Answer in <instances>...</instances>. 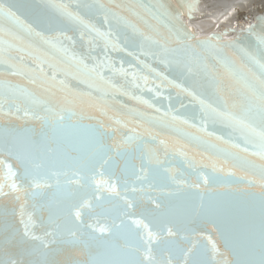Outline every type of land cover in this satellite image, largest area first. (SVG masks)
I'll use <instances>...</instances> for the list:
<instances>
[{
  "label": "water",
  "instance_id": "95a60500",
  "mask_svg": "<svg viewBox=\"0 0 264 264\" xmlns=\"http://www.w3.org/2000/svg\"><path fill=\"white\" fill-rule=\"evenodd\" d=\"M37 2L58 21L54 31L43 37L24 29L0 31V133L39 142L44 133L52 136L44 117L55 113L66 117L65 124L102 130L92 140L115 163L81 170L74 164L78 146L51 142L48 186L36 189L21 160L0 151V211L9 213L15 233L23 236L27 225L28 245L58 250L57 264H90L125 244L117 234L123 223L135 234L144 264H190L188 250L201 248L206 264H232L216 225L186 209L210 191L255 194L258 237L264 158L255 154L257 141L201 101L242 114L247 90L223 61L244 71L253 66L252 57L264 63V6L248 22L199 34L190 20L201 16L202 0H95L106 11L88 14L78 7L82 0ZM59 5L97 31L62 14ZM22 19L32 23L29 16ZM194 81L201 86L193 88ZM177 189L182 197L169 196ZM32 191L42 195L33 199ZM161 203L167 207L157 219L149 213ZM71 233L87 246L69 243ZM158 237L174 242L171 253L160 250ZM16 251L0 238V260L17 258Z\"/></svg>",
  "mask_w": 264,
  "mask_h": 264
},
{
  "label": "snow or ice",
  "instance_id": "6c2138e0",
  "mask_svg": "<svg viewBox=\"0 0 264 264\" xmlns=\"http://www.w3.org/2000/svg\"><path fill=\"white\" fill-rule=\"evenodd\" d=\"M62 10V14L67 15L74 22L85 24L81 16L72 14L66 11V6H57ZM79 9L85 14L92 13L97 10H105V6L97 4L95 0H82L78 5ZM163 8V6H161ZM166 15V13H161ZM23 16L31 17L32 23L25 24ZM107 18V17H106ZM0 31L12 33V29H24L30 36L43 37L44 31H54L58 25V21L44 14L42 5L37 0H11L5 3L0 0ZM35 25V27H33ZM91 31H97L91 25H86ZM249 29L252 25L248 26ZM41 29L42 31H37ZM100 35H106L100 33ZM70 39V38H69ZM52 43L51 40L46 41ZM109 43H111L109 41ZM115 46V45H113ZM176 51L165 49V52ZM260 56L264 59V50H261ZM39 58V57H37ZM253 66L246 71L235 69L226 60L223 61L226 68L240 80L244 89L247 90L245 99L247 106L243 109L239 117L232 116L227 113L226 104L225 112H219L206 105L204 101L201 104L206 109L211 110L218 116L226 117L234 126L241 128L252 140L257 141L255 147L258 151L255 153L261 158H264V63L251 58ZM179 63V62H177ZM187 67V65H186ZM86 70V69H85ZM189 71L191 69L189 68ZM198 82H193L192 87H200ZM223 104V102L221 101ZM65 116L57 117L52 113L49 117H44L45 127L51 129L52 136L47 133L43 134L41 141L37 142L31 137H26L23 134H12L9 130H4L0 133V151H8L12 155H16L24 164V175L27 178H32L36 189H40L47 185L49 178L48 167L45 164L46 160H51L49 143L59 141H70L78 146L80 152L79 158L74 162L81 170H87L94 164L103 163L105 165H113L115 161L112 157L107 156V149H97L92 138L101 134L102 130L93 129L92 126L70 125L65 124ZM11 137V139H6ZM231 155L230 153H226ZM124 155V153H119ZM55 163V161H53ZM10 167V166H9ZM264 172V169H262ZM10 176H15L14 172H9ZM209 180V177H205ZM43 182V183H42ZM212 183H217L216 179L211 178ZM13 189L18 186L13 183ZM58 191H63L59 183L56 185ZM3 185H0L2 190ZM115 189H113L114 191ZM135 191V189H133ZM33 199L42 195L39 191L30 193ZM184 194L177 189L175 192L169 193V196L180 198ZM255 194L244 193L236 190L227 191H210L204 196L198 197L196 202L189 203L186 211L199 218L208 220L214 223L224 239V243L233 254L232 264H264V193L259 195V233L257 237L255 225ZM166 205L156 204L155 209L149 213L157 219L164 216V208ZM9 213L0 211V238L7 248H16L17 251L13 255L17 258L9 256L5 260H0V264H57L55 256L58 250H50L47 244L42 243L40 246H29L24 237L28 236L27 225L23 236L15 233L13 225L7 219ZM79 212L76 213L78 217ZM139 225L140 221H135ZM147 227V225H145ZM59 230V226H58ZM104 231V229H101ZM117 234H123L125 244L122 247L116 248L113 251L106 252L104 259L93 257L90 264H144L141 258V247L136 242L137 238L130 228L126 229L123 225L117 229ZM50 235H52L50 233ZM73 239L69 241L73 246H78L84 243L87 246V241H82L76 237L75 233H71ZM167 235H173L172 230H167ZM151 239L152 233L149 231ZM34 240H39L40 237H33ZM94 240L95 237H89ZM157 242L161 246V251L171 253L175 247L174 242L162 237L157 238ZM191 255L190 264H206L204 260L205 250L201 248L198 251L188 250ZM19 257H24L21 260ZM150 258V257H149ZM185 264H189L186 260Z\"/></svg>",
  "mask_w": 264,
  "mask_h": 264
},
{
  "label": "bare ground",
  "instance_id": "6f19581e",
  "mask_svg": "<svg viewBox=\"0 0 264 264\" xmlns=\"http://www.w3.org/2000/svg\"><path fill=\"white\" fill-rule=\"evenodd\" d=\"M202 0V6H201V16H198L197 18H194L193 20H190V23L193 27L199 32V34H207L210 31H213L215 29H219L223 25H235L237 26V23H245L250 20L251 14L254 10H262V7L264 6V0ZM240 3H244V7H239L238 5ZM233 7L234 12L232 16L226 20H223L224 18L222 14L227 11L229 7ZM203 19H210L209 22L213 24L214 28L208 32H202L200 30V27L195 24L196 21ZM200 22V21H199ZM207 22V21H206ZM205 23V22H204ZM208 30V29H207ZM204 30V31H207Z\"/></svg>",
  "mask_w": 264,
  "mask_h": 264
},
{
  "label": "rangeland",
  "instance_id": "374dc122",
  "mask_svg": "<svg viewBox=\"0 0 264 264\" xmlns=\"http://www.w3.org/2000/svg\"><path fill=\"white\" fill-rule=\"evenodd\" d=\"M230 2H232L231 0H230ZM239 7H244L245 5H244V3H240L239 5H238ZM233 12H234V9H233V7L231 6V7H229L228 9H227V11L226 12H224V14H222V16L223 17H221V18H224L223 20H226V19H228V18H230L231 16H232V14H233ZM204 21H202V20H199V21H196L195 22V24H197L199 27H200V30L202 31V32H208V31H210V30H212L213 28H214V26H212L213 24H211L210 22H209V20L210 19H203ZM207 21V22H206ZM205 22V23H204ZM208 29V30H207ZM204 30H207V31H204Z\"/></svg>",
  "mask_w": 264,
  "mask_h": 264
}]
</instances>
